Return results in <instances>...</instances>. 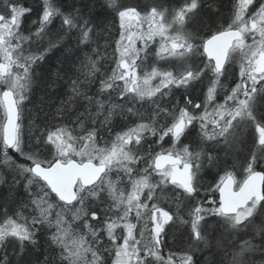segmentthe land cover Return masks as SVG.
Instances as JSON below:
<instances>
[{
  "label": "snow or ice",
  "instance_id": "1",
  "mask_svg": "<svg viewBox=\"0 0 264 264\" xmlns=\"http://www.w3.org/2000/svg\"><path fill=\"white\" fill-rule=\"evenodd\" d=\"M0 264H264V0H0Z\"/></svg>",
  "mask_w": 264,
  "mask_h": 264
},
{
  "label": "trees",
  "instance_id": "2",
  "mask_svg": "<svg viewBox=\"0 0 264 264\" xmlns=\"http://www.w3.org/2000/svg\"><path fill=\"white\" fill-rule=\"evenodd\" d=\"M145 27H146V25H145ZM158 39H159V38H157V43L152 45L153 50L155 49V47L158 46ZM101 43L103 44V41H102ZM137 46H139V41H137ZM113 48H114V44H113ZM101 51H102V53H103V48L101 49ZM111 51H112V49L110 48V49H109V53H111ZM151 59H154V60H155V57H152ZM159 61H160V60H156V61H155L156 65L159 63ZM114 66H115L114 64H109V65H108V68H109V74H110V70H111V68L114 67ZM166 67H168V66H166ZM177 70H178V66H177ZM154 83H155V82H154ZM97 87H98V81H97V84H95V85L92 86L93 92L96 91ZM34 99H35V98H34ZM221 102H222V100H221ZM36 103H37V104L40 103V101H39L38 98H37ZM26 111L29 112V113H31V112H33V111H39V109L36 108V107H34V105H29V106H28V109H27ZM33 118H34V117H33ZM27 122H28V120L26 119V120H25V123H27ZM37 123H39V121H37ZM129 191H130V186H129ZM133 222H135V221H133ZM249 227H250V230H251V227H252V226H249ZM167 243H168V245L172 248L173 251H177V252H178V248H177V246H175V245L173 244V241H172L171 239H169V240L167 241ZM163 252H164V255L167 256V255H168V252H169V249H168V248H165V249L163 250Z\"/></svg>",
  "mask_w": 264,
  "mask_h": 264
},
{
  "label": "rangeland",
  "instance_id": "3",
  "mask_svg": "<svg viewBox=\"0 0 264 264\" xmlns=\"http://www.w3.org/2000/svg\"><path fill=\"white\" fill-rule=\"evenodd\" d=\"M134 2H136V0H134ZM138 2H139L140 4H143V3H146L147 0H138ZM157 65H158V66H162V67L169 66L168 63H166L165 61H162V60H160L159 63H158Z\"/></svg>",
  "mask_w": 264,
  "mask_h": 264
},
{
  "label": "bare ground",
  "instance_id": "4",
  "mask_svg": "<svg viewBox=\"0 0 264 264\" xmlns=\"http://www.w3.org/2000/svg\"><path fill=\"white\" fill-rule=\"evenodd\" d=\"M169 67V66H168Z\"/></svg>",
  "mask_w": 264,
  "mask_h": 264
}]
</instances>
